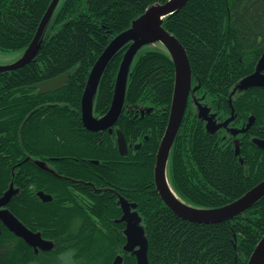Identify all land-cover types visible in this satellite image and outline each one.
Returning a JSON list of instances; mask_svg holds the SVG:
<instances>
[{
  "label": "trees",
  "instance_id": "16d2710c",
  "mask_svg": "<svg viewBox=\"0 0 264 264\" xmlns=\"http://www.w3.org/2000/svg\"><path fill=\"white\" fill-rule=\"evenodd\" d=\"M52 1L0 0V51L23 53ZM167 1L59 0L34 59L0 72V196L13 183L18 193L7 209L53 243L52 249L35 252L0 221V264H50L65 252L72 264H112L117 255L122 264H136L123 251L120 198L136 204L149 264H247L264 235V196L232 220L197 224L175 215L156 189L154 164L175 83V67L163 46H144L131 65L116 124L131 146L126 156L119 154L116 134L90 132L82 123L83 90L99 56L150 6ZM162 27L185 49L192 86L200 84L190 95L203 97L215 121L234 120L211 133L188 101L168 158V182L187 205L220 208L264 180V152L255 139L251 146L240 143L241 134L246 139L264 134V89L230 98L264 52V0H187ZM128 46L101 76L93 105L97 118L109 110ZM66 72L69 80L59 91L39 95L30 88ZM250 116L253 123L246 129ZM245 122L231 138L229 125ZM71 137L76 141L69 144ZM137 144L140 149L134 150ZM40 191L52 200L43 202Z\"/></svg>",
  "mask_w": 264,
  "mask_h": 264
},
{
  "label": "water",
  "instance_id": "95a60500",
  "mask_svg": "<svg viewBox=\"0 0 264 264\" xmlns=\"http://www.w3.org/2000/svg\"><path fill=\"white\" fill-rule=\"evenodd\" d=\"M58 2L59 0L52 1L39 24L32 42L20 58L14 63L0 66V72L18 69L34 59L40 49L41 35ZM186 2L187 0H170L164 4L150 6L142 16L133 21L132 26L128 30L117 35L109 43L93 65L87 78L81 98V118L84 128L90 132H100L109 129V133H112V127L117 123L122 113L127 80L136 54L144 46L155 44L163 46L169 53L175 67V83L169 119L156 153L154 183L161 200L179 218L197 224H217L232 220L264 196V180L245 193L241 198L228 205L214 209L195 208L187 205L177 197L169 186L166 174L168 156L185 114L190 91H197L200 88V84L194 88L191 87V68L186 51L180 42L162 27V23L164 18L183 8ZM128 43L130 45L125 51L117 71L113 98L109 110L102 117L97 118L93 115V105L101 76L114 55ZM69 77L70 72H66L58 77L37 83L30 88L37 89L39 95L53 93L63 89ZM251 88L264 89V52L257 61L254 72L242 78L233 87L230 98L237 92L240 93ZM197 112L201 119L206 120V129L211 133L216 132L221 127L227 126L233 120L232 117L222 124H216L214 120L215 115L208 116L209 109L202 105H198ZM253 119V117L250 118L246 129L251 126ZM115 132L119 154L126 156L128 154L126 139L120 130L117 129ZM254 143L264 151V141L255 139ZM134 148L136 150L139 149L140 144ZM93 163L97 164V162ZM42 164L38 162V165L42 166ZM17 193L18 190H15L13 183H11L8 190L0 197L1 223L15 235L22 238L35 252L52 249L53 243L51 241L42 239L39 232L34 233L30 231L6 209L11 198ZM38 196L44 202L52 200L50 195L42 191L38 192ZM119 204L122 210V216L118 222L125 223L123 234L126 242L123 245V251L134 256L136 264H149V243L144 228L140 225L141 218L134 210L136 204H130L124 198H120ZM122 263L123 256L121 255H117L112 262V264ZM247 264H264V235L255 246Z\"/></svg>",
  "mask_w": 264,
  "mask_h": 264
},
{
  "label": "flooded vegetation",
  "instance_id": "af4514ba",
  "mask_svg": "<svg viewBox=\"0 0 264 264\" xmlns=\"http://www.w3.org/2000/svg\"><path fill=\"white\" fill-rule=\"evenodd\" d=\"M189 101L192 102L194 106H197V105H198L197 103H204V101H203V97L198 98V97L195 96L194 94L190 95V97H189ZM142 109H144V107H141V108L138 109V111H139V113H140L141 116H143L144 113H145V112H143V113L141 112ZM149 113H150V112H149ZM147 114H148V113H147ZM209 114H210V113H209ZM252 117H253V116H250V118H252ZM234 118H236V115H235ZM250 118H249V119H250ZM253 118H254V117H253ZM219 119H220L219 117L216 118L217 123H218V124H220V123L222 124L224 121L221 122V121H219ZM247 120H248V119H246L245 121L247 122ZM233 121H234V120H233ZM233 121H232V122H233ZM232 122H231V123H232ZM246 122H245L244 124H242L241 126H239V127H237V126L235 125V123H233V125L230 123V124H231V125H229L230 137H231V134H233V133L237 136V135H238V134H237V132H238L237 129H239L240 127H243V126L246 124ZM116 124H117V123H116ZM116 124L112 127V133H109V129L104 130V131H100V132H102V133H103V132H107V133H109L110 135H113V134H115V131L118 129L117 126H116ZM221 130H223V129H221ZM225 130H226V129H225ZM235 135H234V136H235ZM244 136H245V135L241 134V138H242L243 141H241L240 143H241V144H244V143H245L247 146H249L250 143L253 142L254 139H257V140H259V141H263V140H264V134H262V137H261V136H260V137H253V138H251V139H250V138H249V139H248V138L246 139V137H244ZM231 138H232V137H231ZM145 140H148V137H145ZM160 140H161V138H160ZM160 140H159V143H160ZM245 140H246V141H245ZM116 142H117V137H116ZM159 143H158V147H159ZM250 146H251V145H250ZM249 148H250V147H249ZM252 148H253V147H252ZM257 148H258V147H257ZM128 149H129V148H128ZM132 149H133V148H132ZM139 149H140V148H139ZM139 149H137V150H139ZM134 150H135V149H134ZM157 150H158V148H157ZM43 202H44V201H43Z\"/></svg>",
  "mask_w": 264,
  "mask_h": 264
},
{
  "label": "rangeland",
  "instance_id": "374dc122",
  "mask_svg": "<svg viewBox=\"0 0 264 264\" xmlns=\"http://www.w3.org/2000/svg\"><path fill=\"white\" fill-rule=\"evenodd\" d=\"M157 46V45H156ZM152 47H155L152 45ZM23 53L16 51V52H2L0 51V66H5L11 63H14ZM239 93V92H238ZM75 139L71 137L69 140V144L75 143ZM73 258L70 252H65L61 255L55 256L50 264H72Z\"/></svg>",
  "mask_w": 264,
  "mask_h": 264
},
{
  "label": "bare ground",
  "instance_id": "6f19581e",
  "mask_svg": "<svg viewBox=\"0 0 264 264\" xmlns=\"http://www.w3.org/2000/svg\"><path fill=\"white\" fill-rule=\"evenodd\" d=\"M191 91H192V90H191ZM191 91H190V92H191ZM193 92H194V91H193ZM193 94H194V93H193ZM195 95H196V94H195ZM124 106H125V105H124Z\"/></svg>",
  "mask_w": 264,
  "mask_h": 264
}]
</instances>
